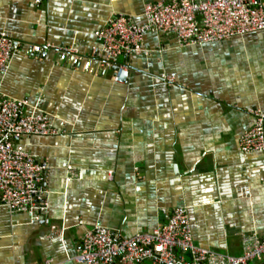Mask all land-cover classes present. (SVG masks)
<instances>
[{"label": "crops", "instance_id": "1", "mask_svg": "<svg viewBox=\"0 0 264 264\" xmlns=\"http://www.w3.org/2000/svg\"><path fill=\"white\" fill-rule=\"evenodd\" d=\"M159 1L0 0V32L81 58L24 48L0 75L1 93L62 130L22 141L49 164L48 207L35 223L0 204V264H79L89 229L151 233L182 207L201 248L240 256L245 236L264 237V153L240 149L252 111L264 114V31L188 47L148 33L116 80L96 32L116 14L143 23Z\"/></svg>", "mask_w": 264, "mask_h": 264}, {"label": "built area", "instance_id": "2", "mask_svg": "<svg viewBox=\"0 0 264 264\" xmlns=\"http://www.w3.org/2000/svg\"><path fill=\"white\" fill-rule=\"evenodd\" d=\"M41 3L42 0H37ZM144 22L126 14L114 15L96 32L104 65L115 69L120 80L127 67L121 59L143 52L148 33L173 35L181 47L222 43L264 31V0H165L148 2ZM24 48L38 58L55 51L61 58L81 59L74 45H24L0 32V75L9 72L12 60ZM174 82L173 79L169 80ZM26 101L0 92V204L13 213H28L39 223L48 207L47 162L36 159L23 145L26 138L58 136L51 117L28 113ZM255 125L240 139L243 153H264V114L252 111ZM70 172H72L70 170ZM244 252L232 256L196 245L189 211L177 208L167 223L151 233L127 237L104 226L89 229L81 239L75 262L79 264H264V237L243 238Z\"/></svg>", "mask_w": 264, "mask_h": 264}, {"label": "water", "instance_id": "3", "mask_svg": "<svg viewBox=\"0 0 264 264\" xmlns=\"http://www.w3.org/2000/svg\"><path fill=\"white\" fill-rule=\"evenodd\" d=\"M127 78H128V72H125L123 75H122V78L120 80L122 81H127Z\"/></svg>", "mask_w": 264, "mask_h": 264}]
</instances>
